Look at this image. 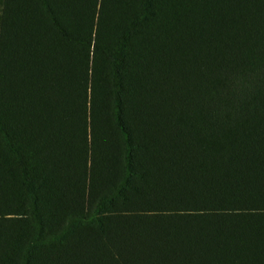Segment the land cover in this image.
Instances as JSON below:
<instances>
[{"label": "trees", "instance_id": "16d2710c", "mask_svg": "<svg viewBox=\"0 0 264 264\" xmlns=\"http://www.w3.org/2000/svg\"><path fill=\"white\" fill-rule=\"evenodd\" d=\"M0 264H264V0H0Z\"/></svg>", "mask_w": 264, "mask_h": 264}]
</instances>
